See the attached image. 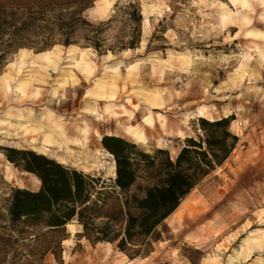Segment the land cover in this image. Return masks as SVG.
Segmentation results:
<instances>
[{"label":"rangeland","instance_id":"obj_1","mask_svg":"<svg viewBox=\"0 0 264 264\" xmlns=\"http://www.w3.org/2000/svg\"><path fill=\"white\" fill-rule=\"evenodd\" d=\"M130 3L142 9L141 43L113 53L120 34L129 41ZM57 4L0 0L20 13L47 5L53 12ZM84 16L95 24L115 17L104 35L108 53L82 42L21 49L0 74V199L13 187L41 186L8 160L6 148L110 180L115 161L104 136L175 159L186 138L199 140L200 118L233 116L239 143L159 228L148 256L131 259L114 244H93L73 222L56 255L32 257L41 248L33 238L43 232L28 230L29 239L8 243L3 264H264V1L95 0ZM7 234L0 229V237Z\"/></svg>","mask_w":264,"mask_h":264},{"label":"trees","instance_id":"obj_2","mask_svg":"<svg viewBox=\"0 0 264 264\" xmlns=\"http://www.w3.org/2000/svg\"><path fill=\"white\" fill-rule=\"evenodd\" d=\"M94 1L57 0L59 10L52 12L47 5L37 13L0 6V74L21 49L43 52L56 44L68 47L82 42L99 54L108 53L103 49L104 35L115 17L98 24L87 20L84 14ZM128 8L132 11L128 22L133 25L130 38L125 42L126 36L120 34L118 50L112 48L113 53L134 50L141 43L142 9L134 3ZM39 21L49 25L39 29ZM233 119L200 118L199 140L186 138L175 159L162 148L149 153L121 137L104 136L102 145L115 161V177L110 180L32 151L6 148L8 160L36 176L41 186L38 191L13 187L0 199V229L11 233L0 237V263L7 262L8 243L29 239L28 230L43 232L33 238L41 248L32 257L56 255L54 251L61 250L66 228L73 222L81 226L80 236L93 244H114L131 259L148 256L161 239L159 228L236 150L239 138L230 130ZM22 257L16 254L13 260Z\"/></svg>","mask_w":264,"mask_h":264},{"label":"bare ground","instance_id":"obj_3","mask_svg":"<svg viewBox=\"0 0 264 264\" xmlns=\"http://www.w3.org/2000/svg\"><path fill=\"white\" fill-rule=\"evenodd\" d=\"M61 62H62V61H61ZM41 64L44 65V63H41ZM41 64H40V65H41ZM46 64H47V63H46ZM46 64H45V65H46ZM41 68H42V67H41ZM48 68H49V67H48ZM50 68H51V67H50ZM55 69H56V68H55Z\"/></svg>","mask_w":264,"mask_h":264},{"label":"crops","instance_id":"obj_4","mask_svg":"<svg viewBox=\"0 0 264 264\" xmlns=\"http://www.w3.org/2000/svg\"><path fill=\"white\" fill-rule=\"evenodd\" d=\"M252 1H257V0H252ZM261 1H264V0H261ZM259 3H261L260 1H258Z\"/></svg>","mask_w":264,"mask_h":264}]
</instances>
